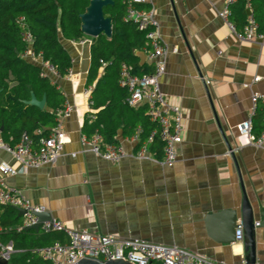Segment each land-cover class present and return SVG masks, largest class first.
<instances>
[{
    "label": "crops",
    "instance_id": "crops-1",
    "mask_svg": "<svg viewBox=\"0 0 264 264\" xmlns=\"http://www.w3.org/2000/svg\"><path fill=\"white\" fill-rule=\"evenodd\" d=\"M226 5L227 0L145 3L154 11L167 48L161 91L183 110V139L173 165L163 163V154L150 151L149 145L143 158L112 162L83 142L85 118L96 112L89 105L91 93L85 91L96 83H87L93 37H61L72 57L71 70L65 76L47 75L63 93L64 105L73 108L62 123L67 142L56 162L7 174L6 184L68 227L179 245L212 261L245 264L244 240L235 238L241 217L234 226L230 213L241 210L242 182L253 202L256 195L264 201V143L241 142L236 125L251 117L254 131L263 129V105L252 115L251 96L264 93V37L237 38L219 15ZM134 52L141 63L155 64L145 47ZM23 56L43 68L40 57ZM103 72L102 65L98 78ZM117 138L128 151L138 147L121 129ZM1 140L8 142L2 122ZM4 163L21 168L0 145ZM256 240V264H264V227L256 229Z\"/></svg>",
    "mask_w": 264,
    "mask_h": 264
},
{
    "label": "trees",
    "instance_id": "trees-1",
    "mask_svg": "<svg viewBox=\"0 0 264 264\" xmlns=\"http://www.w3.org/2000/svg\"><path fill=\"white\" fill-rule=\"evenodd\" d=\"M89 1L0 0V124H4V136L10 144L18 143L26 132L37 146L40 138L56 125L57 109L65 106V97L57 84L48 75L41 74L40 66L24 58L27 44L21 37L19 17L25 18L34 36L35 53L54 64L59 75L65 76L69 74L73 61L61 43V37L74 41L83 39L80 14ZM113 1L112 5L104 8L105 15L113 21L112 36L108 38L101 33L93 38L91 44L87 83L93 85L96 81L91 91L96 112L92 113L94 118H85L82 130L87 136L99 131L105 143L118 144L119 129L122 135L131 136L139 128L140 145L158 128V124L150 119L146 105L133 107L127 102L129 91L119 83L120 66L125 62L132 66L134 74L143 75L153 72L154 64L141 63L134 52V49L146 46L147 34L136 22L126 19L128 1ZM136 5L146 8L144 3ZM249 9L257 22V29L264 31V0H236L231 5L229 20L241 30L248 22ZM102 65L104 72L98 78ZM31 91L38 99L46 96L48 109H39L25 103L31 98ZM259 112L264 117V107ZM252 130L256 135L261 133V130L255 132L254 127ZM148 145L149 150L158 156L163 154V142L158 134ZM22 221L23 216L18 215L16 207L0 203V239L3 243L12 242L14 248L20 250L12 255L9 264L43 263L44 260L34 254L32 249L51 245L56 240H66L65 234L59 231L18 230L17 226Z\"/></svg>",
    "mask_w": 264,
    "mask_h": 264
},
{
    "label": "built area",
    "instance_id": "built-area-1",
    "mask_svg": "<svg viewBox=\"0 0 264 264\" xmlns=\"http://www.w3.org/2000/svg\"><path fill=\"white\" fill-rule=\"evenodd\" d=\"M128 10L126 19L136 22L140 29L146 30L147 44L145 51L149 59L155 62L154 71L151 73L136 75L133 73L131 65L123 62L120 66L119 83L126 86L129 95L127 102L133 107L141 105L147 106V112L152 121L158 124V128L153 130L146 140H143L137 149L126 150L120 144L105 143L102 134L96 131L94 134L83 135L82 139L90 149L112 162H118L122 158L135 156L143 158L146 156L148 144L153 137L158 134L163 142L162 162L173 165L178 158L177 145L183 139V110L180 105L171 103L160 88V77L165 71V62L162 56L167 52V48L159 32V22L152 9L139 8L136 4L148 3L149 0H127ZM236 0H227V5L219 12V15L229 24L231 29L241 40H255L264 37V31L257 29V22L252 13L249 14L248 22L238 30L229 20L231 5ZM22 26L21 37L27 44L26 54L40 57L43 68L42 75L47 72L57 74V69L48 60H44L41 55L35 53L33 49L34 36L28 29L25 18L19 17ZM104 65V62H103ZM93 86H88L85 91L91 93ZM252 115L255 113L259 103L264 107V93L254 92L251 96ZM93 100L89 99V105ZM73 108L66 104L63 108L57 109V123L50 132L41 137L36 146L33 138L26 132L15 145L2 141L0 145L9 152L19 163L21 168L17 169L9 164H0V203L9 204L14 207L25 208L27 212L23 215V221L17 229L37 222L38 217L35 212L46 210L43 205L34 204L18 189L6 184L4 176L17 173L19 170H27L30 167H38L42 164L54 163L60 157L64 144L67 142V134L62 128L65 117L69 116ZM238 138L241 142L253 143L261 146L264 143V125L260 134L253 133L251 117L241 121L236 125ZM41 131L40 129L38 130ZM138 128L130 139L139 142ZM40 229L44 232L59 231L66 236L65 241L56 240L48 246L35 247L32 252L44 260L47 264H75L82 258H99L102 260L123 259L135 264H150L158 262L161 264H225L223 261H212L203 256L200 252L191 250L179 245H168L159 242L146 241L139 238H127L112 233H94L87 229L68 227L60 219L44 221ZM2 227H0V231ZM236 241L244 240V229L238 226L235 232ZM20 250L14 248L12 242L3 243L0 239V257L10 261L12 255Z\"/></svg>",
    "mask_w": 264,
    "mask_h": 264
},
{
    "label": "water",
    "instance_id": "water-1",
    "mask_svg": "<svg viewBox=\"0 0 264 264\" xmlns=\"http://www.w3.org/2000/svg\"><path fill=\"white\" fill-rule=\"evenodd\" d=\"M113 0H90L89 4L85 8L84 12L80 14L81 20V31L86 36H91L93 38L98 37L101 33L105 34L108 38L112 36L113 33V21L110 16L105 15L104 8L108 5H112ZM28 105H34L40 108H44L46 105V96L42 99H38L33 91H31V98L25 101ZM231 155L234 161H237L235 152L232 151ZM242 184L243 188V200L241 205V210L238 209L231 210V219L235 223L234 226H238L239 214L241 217V226L245 232L244 238V250L246 252L244 260L245 264H256L257 261V240H256V229L259 227H264V201L260 196H255V201L253 202L245 186ZM18 210V215L23 216L27 210L25 208L16 207ZM38 217L37 222L25 226V229H34L36 231L40 230L41 224L46 220H53L54 216L48 210L42 212H35ZM262 218V219H261ZM0 264H9V261L3 257H0ZM47 264V263H38ZM75 264H135L128 260L116 259V260H102L99 258H82Z\"/></svg>",
    "mask_w": 264,
    "mask_h": 264
},
{
    "label": "rangeland",
    "instance_id": "rangeland-1",
    "mask_svg": "<svg viewBox=\"0 0 264 264\" xmlns=\"http://www.w3.org/2000/svg\"><path fill=\"white\" fill-rule=\"evenodd\" d=\"M14 254H15V253H14ZM14 254H13V255H14Z\"/></svg>",
    "mask_w": 264,
    "mask_h": 264
}]
</instances>
